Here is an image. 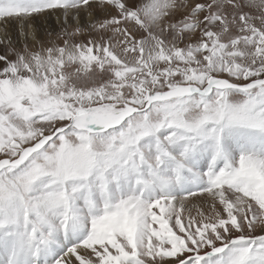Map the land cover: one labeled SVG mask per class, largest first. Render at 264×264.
I'll return each mask as SVG.
<instances>
[{
    "label": "snow or ice",
    "instance_id": "snow-or-ice-1",
    "mask_svg": "<svg viewBox=\"0 0 264 264\" xmlns=\"http://www.w3.org/2000/svg\"><path fill=\"white\" fill-rule=\"evenodd\" d=\"M0 32V264H264V0H0Z\"/></svg>",
    "mask_w": 264,
    "mask_h": 264
},
{
    "label": "bare ground",
    "instance_id": "bare-ground-1",
    "mask_svg": "<svg viewBox=\"0 0 264 264\" xmlns=\"http://www.w3.org/2000/svg\"><path fill=\"white\" fill-rule=\"evenodd\" d=\"M54 29H58V25L57 22L54 18H50L48 21H41L40 22V28L39 31L37 32V34L35 36L29 35L27 37V41H34L37 39H40V37H42L43 35H47L49 30H54ZM11 35L13 37V39L17 40L19 43H23L24 42V37L20 36L17 33L16 29H12L11 31ZM3 38V32H0V39Z\"/></svg>",
    "mask_w": 264,
    "mask_h": 264
},
{
    "label": "rangeland",
    "instance_id": "rangeland-1",
    "mask_svg": "<svg viewBox=\"0 0 264 264\" xmlns=\"http://www.w3.org/2000/svg\"><path fill=\"white\" fill-rule=\"evenodd\" d=\"M54 30H56V29H54ZM58 30V29H57ZM48 37H47V35H43L42 37H40V39H47ZM28 43L29 44H32L33 43V41H28ZM3 53V49H0V54H2Z\"/></svg>",
    "mask_w": 264,
    "mask_h": 264
}]
</instances>
